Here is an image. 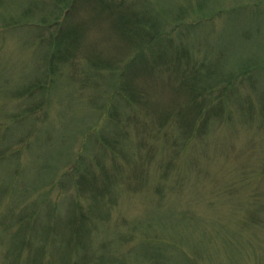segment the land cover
Listing matches in <instances>:
<instances>
[{
	"label": "rangeland",
	"instance_id": "1",
	"mask_svg": "<svg viewBox=\"0 0 264 264\" xmlns=\"http://www.w3.org/2000/svg\"><path fill=\"white\" fill-rule=\"evenodd\" d=\"M55 1L0 0V264H264V0H120L145 41ZM68 9L88 36L50 80L9 25Z\"/></svg>",
	"mask_w": 264,
	"mask_h": 264
},
{
	"label": "trees",
	"instance_id": "2",
	"mask_svg": "<svg viewBox=\"0 0 264 264\" xmlns=\"http://www.w3.org/2000/svg\"><path fill=\"white\" fill-rule=\"evenodd\" d=\"M78 1L80 0H74L73 2L77 3ZM119 1L120 0H107V1L97 0V2L100 3V5H97L96 7H101V8L109 10L110 18L114 20L113 25L115 28L118 29V30L116 29L115 30L119 34L120 37H126V38L129 37L131 39H137L139 41L148 40L152 35L150 34L149 29H148L149 31L145 30L146 28L143 25L145 23L144 18L143 19L137 18L136 21H134V15L132 14L127 15L123 13V11L120 9L121 3ZM41 2L45 3L46 0H41ZM55 2L56 4L54 5L61 8L66 4L67 0H56ZM75 3L73 4V7ZM71 10L73 12V8ZM71 17L72 15L70 13V10L68 9L66 13H64L63 19H61L60 17H57L53 19L52 21H47L45 19L46 17H44V19L38 23L37 22L31 23L29 21H19V22L14 23V25H9V27L25 25V26H31V28H33L34 26L39 28L41 32L39 35L40 37L39 44L44 43L48 46V51L46 52L44 56V60L46 58V60L49 61L48 62L49 68L46 74L47 79H50V80L53 79L56 75L53 77L52 74L59 73L58 66L60 64L68 62V59L72 53L70 49V45L77 46L78 44L81 45V43L84 44V41L86 40V37L88 36L85 27H82L79 24L75 25V22H72L70 20ZM66 19H67V24H65ZM130 22H133L135 26L138 25V28L136 27V31L134 33H131L127 28ZM124 23H126V25ZM66 56H68V58ZM97 58L95 57L94 60H95V64L98 66L100 64L98 61H102L103 58H100V56ZM47 86H48L47 82H43L39 87L44 88ZM27 91L32 92V88ZM193 102H194L193 108L195 110L198 109V107L200 106V103L196 101H193ZM39 109H41V106L39 107ZM35 111H37V109H33V111L31 112H35ZM31 112H28L26 114H31ZM110 112H113V113L116 112V109L113 105L110 107ZM133 123L136 124V122H133ZM167 123H168L167 121L158 122L159 130L162 131L161 133L164 135L165 138H168L166 135V131H168ZM200 124L201 123L199 122V120L194 121L193 127L191 128L192 129L191 132H195L199 128ZM180 140L184 142V138H180ZM23 144L24 143H21L20 147L17 146L11 151L6 150V151L0 152V159H5V157H9V155H14V153L17 150L19 149L21 150ZM32 209L33 208H31V205H28L27 208L16 213L18 216L15 219H17L19 224L24 223L26 220L29 221V219L26 216L33 217V215L30 214L34 212V211L31 212ZM24 214L25 215L28 214V215L25 216Z\"/></svg>",
	"mask_w": 264,
	"mask_h": 264
}]
</instances>
